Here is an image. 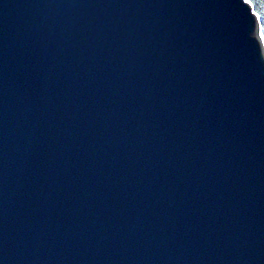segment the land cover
I'll use <instances>...</instances> for the list:
<instances>
[{
	"label": "water",
	"instance_id": "1",
	"mask_svg": "<svg viewBox=\"0 0 264 264\" xmlns=\"http://www.w3.org/2000/svg\"><path fill=\"white\" fill-rule=\"evenodd\" d=\"M0 264H264L248 0H0Z\"/></svg>",
	"mask_w": 264,
	"mask_h": 264
},
{
	"label": "trees",
	"instance_id": "2",
	"mask_svg": "<svg viewBox=\"0 0 264 264\" xmlns=\"http://www.w3.org/2000/svg\"><path fill=\"white\" fill-rule=\"evenodd\" d=\"M257 14L261 27V34L264 40V0H248Z\"/></svg>",
	"mask_w": 264,
	"mask_h": 264
}]
</instances>
